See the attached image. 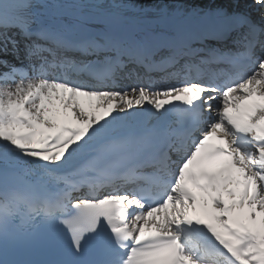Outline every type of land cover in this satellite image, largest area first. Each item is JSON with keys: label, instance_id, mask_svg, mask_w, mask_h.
Returning a JSON list of instances; mask_svg holds the SVG:
<instances>
[{"label": "snow or ice", "instance_id": "1", "mask_svg": "<svg viewBox=\"0 0 264 264\" xmlns=\"http://www.w3.org/2000/svg\"><path fill=\"white\" fill-rule=\"evenodd\" d=\"M190 15L162 0H0V237L60 223L79 251L106 224L123 264H264V0ZM22 55L26 68L8 59ZM193 56L231 71L161 87L112 75L123 57L163 71ZM25 163L65 189L21 185ZM82 184L93 191L73 195Z\"/></svg>", "mask_w": 264, "mask_h": 264}, {"label": "bare ground", "instance_id": "2", "mask_svg": "<svg viewBox=\"0 0 264 264\" xmlns=\"http://www.w3.org/2000/svg\"><path fill=\"white\" fill-rule=\"evenodd\" d=\"M136 2L140 3L141 5H143L147 9L155 8L161 4V0H136ZM162 3L164 5H166L169 8V10L175 9V8L183 9L184 13H185L184 20L190 26L191 20H192V17L190 15L191 9L200 8V7H204L206 5H209L210 0H162ZM217 3H231V0H217ZM241 10H244L243 4H241ZM247 11L251 12V15L254 18L258 17V10L257 9H247ZM153 19H155V17H153ZM159 27L164 28L165 26L160 25ZM166 30L169 32V34H175V31H176L174 26H168L166 28ZM16 39H20V37L17 36ZM21 49L23 50V42H21ZM22 56H21L20 60H13V63H15L17 65V67L26 68L27 66L26 65L23 66L24 63H21ZM8 59H10V58L8 57ZM146 76L147 75L143 74V76H142V74H139L138 77L135 78V81H136L135 83H133L134 81H129L122 86L135 85V84H139V83H146V81H145ZM185 79H192V78L186 77ZM185 79H183V80H185ZM173 83H176V82L168 83V82L158 81L157 83H154L151 85L153 87H161V86H166V85L173 84ZM2 86L3 85H0V87H2ZM145 106H147V105H145ZM18 172L23 174L24 176H26L27 178H29L31 180H34L36 182L43 184L52 193H57L58 191H61V190L65 189V187H66L65 181L59 180L55 176L49 175V174L43 172V170L33 167L29 163H25V164L21 165L18 169Z\"/></svg>", "mask_w": 264, "mask_h": 264}]
</instances>
